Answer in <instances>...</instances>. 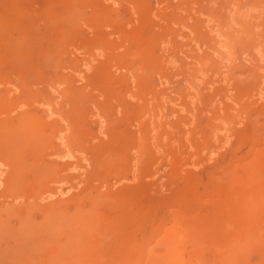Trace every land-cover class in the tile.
Segmentation results:
<instances>
[{
    "label": "rangeland",
    "instance_id": "374dc122",
    "mask_svg": "<svg viewBox=\"0 0 264 264\" xmlns=\"http://www.w3.org/2000/svg\"><path fill=\"white\" fill-rule=\"evenodd\" d=\"M0 264H264V0H0Z\"/></svg>",
    "mask_w": 264,
    "mask_h": 264
},
{
    "label": "bare ground",
    "instance_id": "6f19581e",
    "mask_svg": "<svg viewBox=\"0 0 264 264\" xmlns=\"http://www.w3.org/2000/svg\"><path fill=\"white\" fill-rule=\"evenodd\" d=\"M16 136H17V135H16ZM16 136H15V137H16ZM15 137H14V140H18L19 143H17L18 141H17V142L15 141L16 145H14L13 147H16V149L13 148L12 146H11V147H12L15 151L17 150V152H18L19 150H21V149H22V150L25 149V144H24V145H23V143L21 144V142H22L24 139H21V140H20V138H18V137H16V139H15ZM22 137H23V136H22ZM22 137H21V138H22ZM11 141H12V139H11ZM24 141H25V140H24ZM12 142H13V141H12ZM12 142H9V143H12ZM20 144L23 146V148H21L22 146H21ZM11 145H12V144H11ZM13 149H12V151H14ZM18 149H19V150H18ZM23 151H24V150H23ZM31 223H32V222H31ZM25 224H26V223H25ZM39 228H40V227H39ZM27 229H28V228H27ZM40 230H41V229H40ZM40 232H41V231H40ZM40 232H39V233H40ZM40 234H41V233H40ZM40 234H39V235H40ZM30 235H31V234H30ZM44 235H45V234H44ZM34 237H35V236H34ZM30 245H31V244H30Z\"/></svg>",
    "mask_w": 264,
    "mask_h": 264
}]
</instances>
